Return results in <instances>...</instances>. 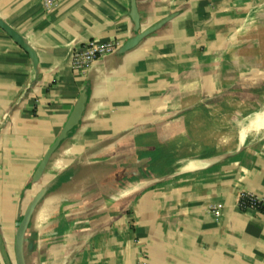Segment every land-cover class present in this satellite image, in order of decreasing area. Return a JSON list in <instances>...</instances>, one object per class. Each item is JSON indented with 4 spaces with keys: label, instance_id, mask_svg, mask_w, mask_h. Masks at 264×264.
Wrapping results in <instances>:
<instances>
[{
    "label": "crops",
    "instance_id": "obj_1",
    "mask_svg": "<svg viewBox=\"0 0 264 264\" xmlns=\"http://www.w3.org/2000/svg\"><path fill=\"white\" fill-rule=\"evenodd\" d=\"M258 10L257 0H0V19L36 57L0 29V235L9 256L19 218L44 190L25 264H264V145L157 182L179 159L169 147L152 166L142 159L156 127L193 105L194 90L210 98L225 66L240 71L249 59L246 75L258 79ZM88 42L118 47L76 67L74 52ZM82 93L78 126L33 183ZM247 199L257 208L243 211Z\"/></svg>",
    "mask_w": 264,
    "mask_h": 264
},
{
    "label": "rangeland",
    "instance_id": "obj_2",
    "mask_svg": "<svg viewBox=\"0 0 264 264\" xmlns=\"http://www.w3.org/2000/svg\"><path fill=\"white\" fill-rule=\"evenodd\" d=\"M257 1L259 4L257 12L259 37L257 43L254 42L253 45L257 50H264V0ZM253 32H256V30L254 29ZM257 56L259 58L253 59L251 65L256 66L255 71L259 73L258 79L254 80L246 75L249 70V59L246 62L243 60L247 65L244 66L243 64L240 71L233 66H225L223 82L219 89L210 91V98L207 99L208 95H202L199 90H194L193 105L179 108V114L176 117L171 121L161 122L159 127H156V133L157 135L160 134L161 138L157 136L154 139L152 138L153 142L148 144V149L143 154L142 159H145L147 164L151 166L158 159H165L171 154L174 158L179 159L186 152L188 146H192L186 141L191 129L200 131L208 121L216 116H221L225 112L234 111L239 104L252 105L260 100L264 96V53H258ZM229 61H233L232 54L226 58L222 65H226V62ZM170 128L174 130H172V133L169 132ZM261 145H264V139L251 146L252 148H258ZM168 147L172 149L171 154ZM207 154L213 155L214 152ZM9 262L14 264L12 256H9Z\"/></svg>",
    "mask_w": 264,
    "mask_h": 264
},
{
    "label": "bare ground",
    "instance_id": "obj_3",
    "mask_svg": "<svg viewBox=\"0 0 264 264\" xmlns=\"http://www.w3.org/2000/svg\"><path fill=\"white\" fill-rule=\"evenodd\" d=\"M262 139H264V96L252 105L239 104L234 111L214 117L200 131L191 129L186 141L192 146H188L177 163L166 166L153 180L157 182L179 173L206 168ZM209 152H214V155L207 154Z\"/></svg>",
    "mask_w": 264,
    "mask_h": 264
},
{
    "label": "water",
    "instance_id": "obj_4",
    "mask_svg": "<svg viewBox=\"0 0 264 264\" xmlns=\"http://www.w3.org/2000/svg\"><path fill=\"white\" fill-rule=\"evenodd\" d=\"M130 16L136 28H138L139 17L137 16V11L135 10L134 5ZM171 18H172L171 16L167 17L165 19L166 20L165 22L169 21ZM0 29L3 32H5L16 44H18L30 56L33 62L36 63L35 53H33L24 44L20 36L11 27L5 24L1 19H0ZM153 30L154 28H151L137 33L135 36L131 37L121 48H119L118 52L123 53L127 50L134 48L146 35L151 33ZM85 101H86V95L85 93H82L79 96L75 106L73 107V110L71 111L63 128L60 130L53 143L45 151L42 159L37 165L32 175L33 183H36L40 180L53 154L56 152L59 146L68 138L69 134L73 131V129H75L78 126L84 111ZM44 195H45L44 190H40L39 192H37L31 199V201L28 203L22 216L18 220L17 228L14 235V242L12 246V257L14 259V264H25V245H24L25 233L27 231L29 221ZM0 255L3 261L5 262V264H10L9 254L2 241L1 235H0Z\"/></svg>",
    "mask_w": 264,
    "mask_h": 264
},
{
    "label": "built area",
    "instance_id": "obj_5",
    "mask_svg": "<svg viewBox=\"0 0 264 264\" xmlns=\"http://www.w3.org/2000/svg\"><path fill=\"white\" fill-rule=\"evenodd\" d=\"M118 44L114 42H104V43H94L88 42L83 47L77 49L74 53L75 56V66L83 61L84 58L88 59H98L104 57L106 55L112 54L117 50ZM258 206V203L253 199H247L241 202V209L243 211L246 210H254Z\"/></svg>",
    "mask_w": 264,
    "mask_h": 264
}]
</instances>
